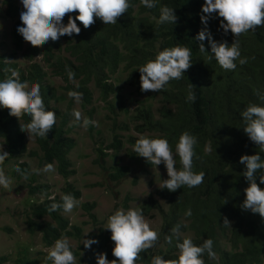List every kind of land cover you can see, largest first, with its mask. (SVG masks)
I'll return each instance as SVG.
<instances>
[{"label": "trees", "instance_id": "1", "mask_svg": "<svg viewBox=\"0 0 264 264\" xmlns=\"http://www.w3.org/2000/svg\"><path fill=\"white\" fill-rule=\"evenodd\" d=\"M4 2L7 15L17 18L21 9L17 0ZM204 3L205 0H159L155 8L148 9L140 0H130L131 6L115 24L105 25L97 18L94 24L84 28L77 21L81 28L79 35H65L64 46H61L60 40L51 41L53 44L57 42L64 51L58 58L47 51L45 61L49 70L37 63L21 68L20 62L5 61L6 55L0 52V78H4L6 70L9 75L14 70L20 72L22 81H28L29 84L38 82L46 108L55 111L56 123L48 135H31L37 147L30 155L37 157L42 167L51 163L65 178L74 173L69 158V153L76 145L71 136L73 128L69 125L74 109H82L86 118L95 121V124L88 126L89 133H102L97 126L102 125L103 120L98 118L104 114L108 134L96 141L95 150L99 158H94L93 163L102 169V185L105 183L109 187H112L111 184L120 185L132 171L129 164H123L118 159L124 145L131 143L134 146L139 138L130 133L132 130L140 136L166 138L173 152L183 132L187 131L197 138L193 170L204 173L203 182L197 187L183 186L174 192L161 188L158 193L166 207L162 202L155 201L152 195L144 201L141 205L143 215L150 216L152 210H158L163 222L157 241L153 247L139 254L137 264H151L155 255H161L168 261L177 259L176 245L183 238H191L198 246L207 239L213 240L215 259H209L205 253L202 257L205 264H264V218L243 208L246 198L244 190L249 186V181L244 175L246 166L240 163L242 155H253L260 151L243 130L241 112L251 103L264 105V26H256L254 31L241 34L238 38L241 58H247V63L241 65L237 60L234 70H225L214 57L209 59L211 48L208 40L205 39L203 43L209 52L201 53V42L196 37L205 28L218 42L227 41L231 44L235 37L231 31L224 32L221 27L223 18L215 13L209 16L207 25L202 23L201 17L207 14L197 9H202ZM162 5L174 8L177 15L175 24L157 23ZM76 14H66L64 23H67L68 15ZM21 24V20H18L13 31L16 51L21 49L25 41L17 32ZM177 45L191 50L190 68L181 79L170 81L165 90L142 92L141 74L136 68L154 58L157 46L163 50ZM0 47L3 51L10 48L4 41H0ZM27 58L33 60V52ZM68 69L74 73L71 80ZM118 73L121 77L117 80ZM50 74L62 77L65 84L55 86ZM120 80L135 89L137 96H140L132 109L124 101L126 98L120 87L116 86ZM190 84H193L192 91L196 95L194 102L187 99ZM72 90L82 93L79 103L68 96ZM96 91H99L98 97L95 96ZM95 99L103 103L101 107L104 111H100ZM9 111L8 108H0V139L9 150L7 161L14 159L18 162L11 176L20 177L23 175L19 173H27L29 167L27 162H19L28 149L27 130L21 126L26 128L30 117L23 114L18 119L9 115ZM124 137L128 138L124 140ZM127 152L133 160L143 158L135 154L133 149H127ZM107 156L113 157V162L108 166L104 163ZM261 156L264 158V152ZM175 159L179 168V157L175 156ZM144 161L148 166H153L146 158ZM17 166L20 172L16 171ZM161 166L166 169L163 163ZM0 167L4 169L5 161ZM27 177L25 181L29 194L45 193L49 188L45 182L37 183V174H27ZM136 181L137 178L134 179ZM256 181L260 183L259 175ZM260 187L264 188V184H260ZM65 194L73 195L78 201L82 196L81 190L67 183L61 194L45 196L43 200L32 203L30 209L24 212L28 231H38L44 245L48 247H52L62 237L69 239L76 259H87L88 264H96L98 254H106L109 261L118 259L112 254L114 242L111 232L94 212L89 211L94 229L84 235V225L90 222H71L62 209L48 211L51 203H59ZM132 198L130 194L126 195L122 205L124 210L129 209V201L134 200ZM82 206L84 210L94 207L88 202ZM189 209L191 216L185 214ZM225 217L230 221V226L224 224ZM5 230L13 231L10 227ZM187 232H191L192 237H185ZM83 237L95 238L98 243L86 248L81 242ZM166 237H171L172 242L168 243ZM72 240L79 244L74 246ZM31 255L27 251L20 252L15 263L43 264ZM44 264L52 262L48 260Z\"/></svg>", "mask_w": 264, "mask_h": 264}, {"label": "clouds", "instance_id": "2", "mask_svg": "<svg viewBox=\"0 0 264 264\" xmlns=\"http://www.w3.org/2000/svg\"><path fill=\"white\" fill-rule=\"evenodd\" d=\"M17 3L21 8L17 18L8 16L4 11L6 10L5 6H7L4 0L3 5H0V8L3 9L0 13L15 21L12 39L18 20H21L22 24L18 26L17 32L25 40L24 44H22L21 49L16 51L13 42L14 46L11 49L3 51L0 47V52L6 55L5 61L16 60L20 62L21 68L27 67L30 63H37L46 70L49 69L48 63L45 61L47 51H51L54 58H58L64 51L63 48L58 47L57 42L53 44L51 41L60 40L61 46H64L65 35L69 37L73 34L79 35L81 28L77 21L81 22L84 28L94 24L97 18L105 25L115 24L118 18L127 12L131 6L130 0H17ZM140 3L148 9H152L157 6L159 0H140ZM197 10L202 14H207L201 17L202 23L205 25H207L209 16L214 13L223 18L221 27L224 32L231 31L235 37L231 44L227 41L218 42L205 28L196 37L201 42L199 51L201 53L209 52L203 43L207 39L211 48L209 59L214 57L223 69L234 70L237 67V60L241 65L247 63V58H241L238 38L249 30L254 31L256 26H264V0H205L202 9ZM70 13L77 14L75 16L68 15L67 23H64L65 15ZM176 22L177 15L174 8L162 5L157 23L175 24ZM31 52L34 55L33 60L27 58ZM51 60L53 59L51 58ZM191 64V50L188 47L177 45L160 50L157 46L154 58L136 68L141 74V91L160 92L165 90L170 81L181 79ZM67 71L69 79H73L74 73L70 69ZM19 73L11 70L9 75L8 70H6L4 78H0V108H8L10 110L9 115H14L18 119L21 115L27 114L30 121L26 128L23 126L21 128L27 130L29 135L46 137L56 123V113L54 110L46 108L39 83L32 82L29 84L28 81H22L19 78ZM119 77H121L120 73L116 75V79ZM60 78L64 82L63 78ZM126 85L128 86L127 83ZM192 86L193 84L189 85L187 99L194 102L196 95L192 91ZM68 96L74 99L76 103L82 99V93L75 90L69 91ZM72 115L74 122L79 126L87 128L90 124H95V121L83 117L79 110L74 109ZM241 116L244 122V132L260 149L256 154H245L240 158V163L246 166L244 175L249 181V186L244 190L246 198L243 202V208L258 213L264 218V188L260 187V184H264V158L261 156V153L264 152V105L251 103L241 112ZM197 143V138L185 131L180 135L173 152L166 138L141 135L136 139L133 151L135 154L146 158L151 165L157 167L163 163L166 169H163L162 166L161 168L167 170L168 178L163 179V184L159 186L174 192L183 186L197 187L203 182L204 173H197L193 170V157ZM8 156L9 152L3 148V144H0V165ZM175 156L179 157V168H177ZM71 168L73 169V166ZM16 171L20 172L18 166ZM43 171L53 172L54 167L48 163L44 166ZM257 175H259V184L256 181ZM23 178L27 179L28 177L23 175ZM9 184V176L3 167H0V188L8 189ZM54 196L56 195L50 197ZM78 204L79 201L73 195L65 194L59 203H51L48 211L54 212L62 209L64 213H71ZM185 214L191 216V209L187 210ZM144 216L141 208L130 207L128 210L117 208L109 215L105 228L111 232V240L114 242L112 254L118 259L109 261L106 254H98L96 264H137L139 254L153 247L154 242L157 241L162 226L161 224L159 228H151ZM224 224L230 226L227 217L224 219ZM192 235L191 232L184 234L185 237H192ZM166 239L168 243L172 242L171 237H166ZM95 243H98L95 238L85 239L83 242L86 248H90ZM176 247L178 249L177 259L168 261L161 255H155L151 264H205L202 258L205 253L209 259H215L212 239H207L198 246L193 243L191 238H183ZM47 258L52 264H76V260H78L74 255L69 239L65 237L54 242L47 253ZM85 260L88 264V260Z\"/></svg>", "mask_w": 264, "mask_h": 264}, {"label": "rangeland", "instance_id": "3", "mask_svg": "<svg viewBox=\"0 0 264 264\" xmlns=\"http://www.w3.org/2000/svg\"><path fill=\"white\" fill-rule=\"evenodd\" d=\"M2 2L3 0H0V5H3ZM14 23V20L0 13V40L9 45L10 49L14 46L12 39ZM50 78L55 86L64 84L59 76L50 74ZM116 86L120 87L123 92L126 104L131 109L134 108L140 98V96H137L135 89L128 87L124 81H117ZM99 95V91H96L95 96L98 97ZM95 103L98 107L100 106V111H104L101 107L103 104L101 101L95 99ZM79 111L85 117L82 109ZM103 117L104 114L99 116L98 119L103 120V123L97 126V129L101 130L102 133L97 131L89 133L88 127L79 126L74 122V117L70 121L69 125L73 128L71 136L74 138L76 145L69 153L74 173L67 180L58 173L55 166H53V172L43 171L44 166L42 167L38 164L37 157L30 155V152L36 149L37 144L34 137L26 132L28 149L25 152L26 155L19 158V162L25 161L29 167L27 173L22 172L19 174H37V183L45 182L49 185L45 193L29 194L23 176H11L15 169V164L18 162L14 159L10 161L5 160L4 171L10 178V184L8 189L0 188V264H16L18 254L23 251L31 253V256L40 259L43 264L48 261L47 253L51 247L44 245L41 234L38 231H28L25 224L24 212L30 209L32 203L43 200L45 196L49 197L61 194L63 186L67 185V183H73L77 189H80L82 196L79 199L78 206L71 213L64 214L74 223L90 222L84 225V235L94 229L89 211L95 212L97 217L106 223L107 217L117 210L116 204H118V209H123L122 205L127 194H130L133 197L132 199H134L129 201L130 208L140 209L141 205L145 200L149 199L150 195L154 197L155 201L162 202L166 207V203L163 202L158 192L161 189L159 185L163 184V179L168 178L167 170H163L161 165L157 167L155 165L148 166L144 161V157L138 160L129 158L127 149H133L134 147L131 143L124 145L118 157L121 163L131 166L132 171L130 175L120 185L111 184L112 187L107 186L105 183L102 185L104 179L102 169L94 165L93 159L99 158V154L95 150L97 147L96 141L108 134V123ZM130 133L140 136L133 130ZM127 138L124 137V140ZM2 141L0 139V144H3ZM3 148L9 152L6 145L3 144ZM105 160L104 163L108 166L113 162V157L107 156ZM135 178H137L136 182H134ZM116 194H118V197ZM86 202L93 204L94 207L91 210H84L82 205ZM144 218L151 228H159L163 221L158 210H152L150 216H144ZM6 227L12 228L13 231H6ZM84 240L85 237L82 238L81 242H84ZM72 243L74 246L79 244L74 240H72ZM4 257L7 260L3 261L2 258ZM76 264H86V260H76Z\"/></svg>", "mask_w": 264, "mask_h": 264}]
</instances>
